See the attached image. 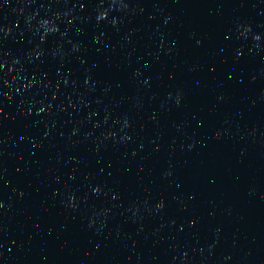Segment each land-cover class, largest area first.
<instances>
[{
	"label": "water",
	"instance_id": "water-1",
	"mask_svg": "<svg viewBox=\"0 0 264 264\" xmlns=\"http://www.w3.org/2000/svg\"><path fill=\"white\" fill-rule=\"evenodd\" d=\"M0 65V264H264V0H0Z\"/></svg>",
	"mask_w": 264,
	"mask_h": 264
},
{
	"label": "clouds",
	"instance_id": "clouds-1",
	"mask_svg": "<svg viewBox=\"0 0 264 264\" xmlns=\"http://www.w3.org/2000/svg\"><path fill=\"white\" fill-rule=\"evenodd\" d=\"M106 14V13H105ZM256 39H259V36L256 37ZM3 206V205H2Z\"/></svg>",
	"mask_w": 264,
	"mask_h": 264
},
{
	"label": "snow or ice",
	"instance_id": "snow-or-ice-1",
	"mask_svg": "<svg viewBox=\"0 0 264 264\" xmlns=\"http://www.w3.org/2000/svg\"><path fill=\"white\" fill-rule=\"evenodd\" d=\"M0 67H2V65H0ZM0 207H3L2 205H0Z\"/></svg>",
	"mask_w": 264,
	"mask_h": 264
}]
</instances>
